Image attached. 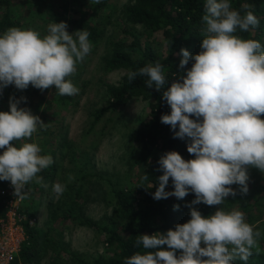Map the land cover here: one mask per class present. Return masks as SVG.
Instances as JSON below:
<instances>
[{
	"label": "clouds",
	"instance_id": "clouds-1",
	"mask_svg": "<svg viewBox=\"0 0 264 264\" xmlns=\"http://www.w3.org/2000/svg\"><path fill=\"white\" fill-rule=\"evenodd\" d=\"M99 3L100 0H93ZM244 3L238 10L231 0H204L201 17L200 51L180 49L178 79L165 88L166 69L159 61L130 70L129 82L138 77L148 89L161 92L170 112L162 114L161 123L170 127L173 138L188 139L185 159L177 151H167L158 159L154 200L174 196L187 204L190 218L166 232L140 234L136 251L123 264H247L261 254L262 233L246 222L239 209L223 207L208 216L194 207L224 205L228 197L248 192V169L264 173V45L248 33L259 26V19ZM64 21L52 22L46 34L27 28L11 27L0 34V94L8 86L25 90L31 85L41 91L55 88L60 96L79 94L70 77L90 54L92 44L86 30L67 31ZM191 61V66L187 67ZM26 97H10L9 110L0 111V181L10 182L13 194L28 198L26 186L35 183L47 187L40 173L51 166V155L31 142L38 129L47 124L27 107H20ZM171 178L172 190L166 191ZM74 177L69 174L68 180ZM149 175L144 172L138 186L144 187ZM153 187L152 182L150 187ZM66 191L63 183H53L52 192L59 199ZM173 205L174 210L179 209ZM166 246V247H165Z\"/></svg>",
	"mask_w": 264,
	"mask_h": 264
},
{
	"label": "trees",
	"instance_id": "trees-1",
	"mask_svg": "<svg viewBox=\"0 0 264 264\" xmlns=\"http://www.w3.org/2000/svg\"><path fill=\"white\" fill-rule=\"evenodd\" d=\"M36 0L34 10H32L29 19L35 17L43 21L67 23V31L86 30L90 33L89 40L94 48L104 38V31L107 24L111 23L112 13L106 10L113 7L111 0H100L94 3L93 0ZM53 3V8L49 7L50 14H43V7H48ZM234 8L240 9L244 3L253 5L252 11L259 19V26L248 33H238L244 38H254L264 45V0H231ZM29 5H32L29 1ZM204 0H128L122 6V17L119 26H116L115 36H108L105 41V51L101 56V66L105 73L113 70H122L124 73L118 83L112 84L101 81L104 92L103 107L92 110L91 125L97 124L100 119L109 114L119 113L125 103L131 97H142L147 100L148 110L144 120L132 131L131 138L137 150L135 162L139 167V173L130 187L116 188L112 190V216L109 224L98 225L88 218H83L80 223L95 229L103 236L105 244L104 252L96 257L91 263L86 264H123L126 257L136 251H144L142 247L135 246V240L140 234H153L154 232H166L169 228L175 227L177 223H184L190 218V210L186 205L194 199V193H189L183 200H178L174 196L167 199L154 200L151 193L155 191L158 183L157 178L162 174L158 170V159L167 151H177L185 159L192 156L187 152L188 139L181 140L173 138V132L166 124L161 123L162 114L170 112V107L162 99L161 92L154 88L148 89L144 81L147 77H138L132 82L128 81L127 73L130 70H137L148 64L159 61L165 66L168 80L165 88L173 79V73L184 74L183 70L178 68L180 59V49L186 48L191 53L200 51V41L202 39L201 17L203 15ZM26 6H28L26 4ZM19 3L16 0H0V34L11 27L32 28L30 22L16 17L15 9H18ZM133 26H140L142 31L138 33ZM92 48V50H93ZM79 65V64H78ZM191 66V61L187 67ZM78 72V70H77ZM77 72L70 77L71 81L77 77ZM76 84L77 82H73ZM53 101L65 104L70 98L68 96H58L55 88L52 87ZM4 95L8 100H0V111L9 110V98L21 96L26 97V102L22 101L20 107H27L35 115L39 105L43 103L44 95L50 89L39 90L31 85L25 90H17L14 86H8L3 89ZM46 104H50L49 100ZM39 130V129H38ZM45 130V129H44ZM44 130H41L42 132ZM66 146L60 145L59 150ZM44 155V154H43ZM54 161V160H53ZM57 165L54 163L47 169H44L40 175L44 181L51 180L55 182ZM146 172L149 175V181L144 182V187L138 186L141 176ZM86 175H81L84 180ZM88 181V180H87ZM7 181H0V190ZM152 182L153 187H150ZM30 192L33 190L32 183ZM85 184L80 182L74 187L75 198L65 202H58L49 217V221L57 218L77 219L72 214L73 209L78 204L79 192ZM234 188V186H232ZM173 188L171 178L166 187V191ZM73 189V188H72ZM237 199L243 209L248 208V204L243 202L242 197L237 192L235 197L228 199ZM178 204V210L173 209V205ZM202 215L208 216L214 213L215 206H207L203 203L195 205ZM62 208V210H61ZM3 197L0 194V217L4 214ZM26 238L21 246L20 252L16 258L9 264H38L34 263L32 246L35 244L36 230L29 226L27 222L24 225ZM50 241V242H47ZM45 243L53 244L49 237H45ZM52 247V246H51ZM166 247V246H165ZM53 249V248H52ZM51 264H57L52 262ZM235 264H244L242 261H235ZM247 264H264V253L257 255L255 252L249 258Z\"/></svg>",
	"mask_w": 264,
	"mask_h": 264
},
{
	"label": "rangeland",
	"instance_id": "rangeland-1",
	"mask_svg": "<svg viewBox=\"0 0 264 264\" xmlns=\"http://www.w3.org/2000/svg\"><path fill=\"white\" fill-rule=\"evenodd\" d=\"M29 1L33 4L29 5ZM44 2L48 4L49 0ZM127 2L128 0H111L113 7L105 11L113 15L111 23L105 28L104 38L77 65L78 75L72 82H77L74 85L79 88V94L68 96L70 99L61 104L53 101L54 89L50 88L35 113L47 124V128L43 132L39 129L31 142L38 143L42 155L52 156L57 165V178L55 182L47 179V187L32 183L33 191L24 200L23 212L26 217L34 216L36 219L32 225L36 230L35 244L32 246L33 263L86 264L101 255L105 250L102 234L80 223V220L88 218L98 225L109 224L113 206L112 190L130 187L139 173L135 162L137 150L131 133L147 115V100L133 96L119 113H107L97 124L91 125L92 110L104 105V92L100 82L116 84L124 73L122 70L105 73L101 66V56L105 51L104 40L108 36H115L114 32L118 36L116 26L120 24L122 6ZM16 3H19L18 9H15L16 17L23 21L26 19L33 29L46 34L47 26L52 23L53 18L48 22L39 17L29 19L36 0H16ZM52 6L53 3L48 7L44 6L42 13L50 14L48 8ZM133 28L138 33L142 31L140 26ZM0 100H8L4 90L0 94ZM47 100L50 104H46ZM64 144V155L61 156L59 146ZM69 174L74 177L71 181L68 180ZM81 175H86L84 180ZM248 175L247 194H240L239 186L233 185L248 208L243 209L236 198H227L224 205L215 206L214 212L220 207L225 211H243L246 222L261 231L260 247L264 249V173L256 168H249ZM57 182L66 185V191L59 199L52 192V185ZM80 182L85 185L77 195L78 204L72 211L77 219L57 218L49 221L51 212L57 209L55 204L75 198L74 187ZM46 236L54 243H45Z\"/></svg>",
	"mask_w": 264,
	"mask_h": 264
},
{
	"label": "built area",
	"instance_id": "built-area-1",
	"mask_svg": "<svg viewBox=\"0 0 264 264\" xmlns=\"http://www.w3.org/2000/svg\"><path fill=\"white\" fill-rule=\"evenodd\" d=\"M30 188L26 186L29 193ZM3 197L4 214L0 217V264H9L20 252L21 246L26 238L24 225L27 222L32 226L35 222L34 216L26 217L23 212L24 200H20L13 194L10 182L1 188Z\"/></svg>",
	"mask_w": 264,
	"mask_h": 264
}]
</instances>
